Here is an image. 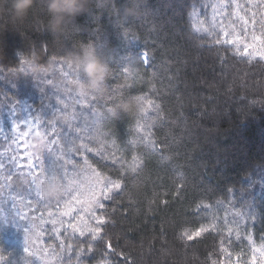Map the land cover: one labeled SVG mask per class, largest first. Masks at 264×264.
<instances>
[{
	"label": "trees",
	"instance_id": "trees-1",
	"mask_svg": "<svg viewBox=\"0 0 264 264\" xmlns=\"http://www.w3.org/2000/svg\"><path fill=\"white\" fill-rule=\"evenodd\" d=\"M130 3L131 15L125 11ZM263 15L264 0H89L88 11L54 37L45 0H35L18 25L7 5L0 8V121L6 128L0 154L19 150L7 110L25 98L18 78L28 64L48 71L91 46L115 61L96 112L144 97V112L137 107L119 118L94 117L81 107L91 100L80 99L76 108L89 118L87 125L61 118L60 148H79L67 151L75 165H89L122 190L96 212L105 221L100 239L50 234L45 248L54 245L69 260L83 255L86 264H232L237 257L238 264H253V247H264V55L243 54L232 29L246 26L264 38ZM239 38L237 44L249 42L243 33ZM69 71L50 85L38 75L46 93L32 105H61L65 97L53 85L70 86ZM111 89L120 94L107 102ZM1 161L0 196L29 193L27 166L14 170L12 160ZM2 224L0 264H30Z\"/></svg>",
	"mask_w": 264,
	"mask_h": 264
},
{
	"label": "rangeland",
	"instance_id": "rangeland-1",
	"mask_svg": "<svg viewBox=\"0 0 264 264\" xmlns=\"http://www.w3.org/2000/svg\"><path fill=\"white\" fill-rule=\"evenodd\" d=\"M224 25L228 26V24L226 23H223V26ZM228 28L231 30L230 27ZM248 30L249 29H247L246 26H244V32L242 30L236 31V29H232V32L234 33V41L236 42L237 47L240 48V51L245 55L248 54L253 56L257 55L258 53L264 52V38H260L258 41H255L252 39L254 34H250ZM241 33L244 34V37L247 36L249 38V42L246 44L255 45V48L249 49L247 54L244 52L245 44H237L240 39L239 35ZM140 58L143 61L147 60L146 54L143 52L140 53ZM31 66V64L24 66L22 68L23 70H21L22 73L19 74L21 78H18V81L20 82V86L18 89H20L21 91L19 92V94L23 95L25 98L20 96V100L17 99V101L10 102V110H7V112L11 113L12 119L10 132L11 136L13 137L12 142L17 147H19V150L13 151L11 149H8L6 152L2 151L0 154V165H2L1 160L8 163L9 159V161H13L12 166L14 170L21 165L27 166L26 178H28L29 186L27 187L26 192L29 193H24L23 196L18 197L12 190H9L8 194L6 195L8 199L0 196V219L3 221V224L1 226H3L4 228L7 227L8 233H10V235L12 236L11 238L16 245L23 246H19L21 250L24 251L25 248L28 249V251H24V258L27 261L26 263L86 264L85 262L80 261L86 258L83 255H81L78 259L69 260L68 258H65L68 256L67 254L62 252H55L56 246L54 247V245H52L53 248L49 249L47 247L45 248L42 243L45 241L46 235L49 236L50 234L52 236H56L58 239H60L62 235H64L70 236L72 238L86 237L85 239L88 238L87 240L84 239L86 243L92 241L91 236L87 235V232L89 227H96L97 218H95V220L91 218L89 205L83 201H87L90 196V184H95V188L92 189V191L99 195L102 188V183L106 178L101 177L98 173H96L94 169H92L87 164L78 167V165H75L71 160L70 154L64 149L60 148L62 146L60 145L61 134L59 131H61L62 133V130H58V127L61 126L63 122L61 118H65L66 121L70 123L79 122L80 124L84 125H87V119H89L84 111L76 108L79 107L78 105L80 104V102H74H76V97H79L80 94H78L77 91H75L74 93H69L68 89L71 86H68L69 83H66L68 85H60L64 89L65 93L61 92V88L59 85H53L55 92L65 97L62 101L58 99L59 102H61V105H57L55 104V102H52L50 105L47 104L46 106L41 102H38V105H32L33 98H43L44 96L42 95V93H46L45 90H42V88L40 87L41 84H38L40 81L46 80L48 81V85L56 84L55 81H57L60 76H64L63 74L65 72L70 74V69H68L64 64H52L47 72L41 74L42 79H44L42 80L41 78L37 77V74H34L31 71ZM30 79H32V81H29ZM8 85H10L11 87H15L12 86L11 83H9ZM45 87L46 89H48V86ZM54 99L55 97L53 98V101ZM77 112H81L82 117H77ZM73 115H75L77 119L73 120ZM36 121H39L40 125H42L43 127L32 128L31 126ZM53 123L54 127L50 126ZM5 130L6 128L3 127L0 121V139L2 137L6 138L4 134ZM53 132L55 133V135H52ZM97 134L101 135L98 127ZM40 138H43L46 146L49 145L51 141H55V144L52 146L51 151L52 149H56L57 147H59L58 150L52 151L51 156L53 158L63 156L64 161H71V164L68 165L70 176L73 171L84 169L80 177L84 178L83 191L85 194L80 197L83 203L76 204L73 201L71 206L75 209V211H73L70 216L62 215V213L68 211V208L63 200L58 204L55 199L47 200L43 197H38L35 185H32L30 183L32 180V176L29 175V154L32 160H35V158L38 156L40 157L41 168L34 170L37 173H39L49 162L48 156L44 152L45 147L43 149H39V151L38 149H34L38 142V139ZM9 150L11 153L9 152ZM112 158L113 157H106L105 160L113 161ZM5 162H3L4 165H6ZM72 165H75V169H73ZM12 172L14 171L12 170L11 173ZM8 176L9 175H7L6 178ZM97 181H100V183H97ZM42 199H44L43 203L40 202ZM64 199L70 200L71 197H67ZM101 202L103 203L104 200H102ZM92 211L96 210L92 209ZM81 217H83V221L81 220ZM5 221H7V223H5ZM53 221H56V223L53 224ZM70 224L74 225L75 228H70ZM24 229L34 230L35 232L39 233L40 239L36 240L35 236H32L31 231L26 234ZM76 229L84 231L85 236H80L79 231H77ZM26 235L31 236L32 243H29L25 239ZM62 244L63 243H61L60 245ZM251 255L253 257V264H264V247H262L261 245H255L253 247ZM90 256L91 255L88 253V259ZM67 260L69 261L67 262ZM237 260L239 261L238 257L232 261V264H238ZM99 264L107 263L103 260Z\"/></svg>",
	"mask_w": 264,
	"mask_h": 264
},
{
	"label": "clouds",
	"instance_id": "clouds-1",
	"mask_svg": "<svg viewBox=\"0 0 264 264\" xmlns=\"http://www.w3.org/2000/svg\"><path fill=\"white\" fill-rule=\"evenodd\" d=\"M35 0H0V8L7 5V10L12 19L13 25L21 24L28 16ZM47 12L49 14L48 31L55 37L62 35L66 25L73 21L81 13L88 11L89 0H45ZM127 14L135 12L132 4L125 8ZM4 31H0L2 34ZM74 70L82 75L75 87L80 95H101L105 92V82L110 71L109 58L106 52L98 50L91 46L82 47L77 52L69 53ZM0 57H3V51L0 49ZM34 74H43L47 69L37 63L31 66ZM139 100L136 96H129L117 102L111 109V115L119 118L122 114L133 111L138 107ZM43 138H40L36 148L45 147ZM62 190L58 180H49L42 188V194L45 199H55Z\"/></svg>",
	"mask_w": 264,
	"mask_h": 264
},
{
	"label": "snow or ice",
	"instance_id": "snow-or-ice-1",
	"mask_svg": "<svg viewBox=\"0 0 264 264\" xmlns=\"http://www.w3.org/2000/svg\"><path fill=\"white\" fill-rule=\"evenodd\" d=\"M253 40H259V37H252ZM255 45L254 44H245L244 45V52L247 54L249 49H254ZM258 55H264V52L259 53ZM126 59L125 57H121V60ZM109 62H115L112 60L111 56H109ZM61 64L66 65V67L68 69L71 70V74L74 77V79H72L71 86L69 87L68 91L69 93H74L76 91V83L82 79V75L74 70V66L72 64V62H66V61H61L59 62ZM65 79L67 78V76L69 75V73L65 72L64 74ZM120 94V90L119 89H111L110 93L107 96V102H112L115 97L117 95ZM139 100V104L138 107L140 108L141 112H144V108H143V104H144V97L139 96L137 97ZM77 102H79L80 99L83 100H91L92 104L91 106H87V105H81V107L84 110H88L91 111L94 117H101V118H109L111 115V109L112 108H107L106 109V113L104 115H102L99 112H96L95 110V105L97 103V95L93 94V95H79V97H76ZM72 119L75 120L77 119V117L75 115L72 116ZM50 126L54 127V123L51 124ZM32 128H36V127H43L42 125H40L39 121H36L33 123V125L31 126ZM139 131V129H138ZM52 135H55V133L53 132ZM144 139L146 140L147 138L144 137ZM55 144V141H51L49 145L45 146L44 148V152L48 154V160L49 162L47 163V165L39 172H35V169H40L41 168V163H40V157H36L35 160L31 159V156L29 154V175L32 176V180H31V184L35 185L36 189H37V196L38 197H43L42 194V188L44 187V185L46 184V182H48L49 180H58L62 186V190L61 193L55 198V200L57 201V203L59 204L60 201H64L65 205L68 208V211L62 213V215L64 216H70L73 211H75V209L71 206L72 202L74 201L76 204H81L83 202H86L89 205V210H90V214H91V218L95 220L96 218V211L101 210L104 208V204L101 202L102 200L107 201L110 200L112 198L113 193H118L119 191L122 190V185L118 182H113L110 179H105L102 183V188L101 191L99 193V195H97L94 191H92V189L95 188V184H90L89 186V192H90V196L88 198L87 201H81L80 197L83 196L85 193L83 191L84 189V178H80L81 177V173L84 171V169H80L79 171H73L71 173H69V169H68V165L71 164V161H64L63 160V156L61 157H56L53 158L51 156V148L52 146ZM68 152H78L79 148L76 147H69L67 149ZM133 163L134 164H138L139 161H137V159L135 157H133ZM21 168H23V165L20 166ZM73 169H75V165H72ZM133 171H135V168H133ZM98 175V174H97ZM97 183H100V181H97ZM67 197H71L70 200H66L64 198ZM41 203L44 202V199H42L40 201ZM92 209H95L96 211H92ZM81 220L83 221V217H81ZM5 223H7V221H5ZM53 224L56 223V221L52 222ZM105 223V221L101 218L99 220H96V227L95 228H88V232L87 235L91 236L93 241H97L98 239H100L99 233H100V226L103 225ZM70 228H75L74 225H69ZM77 231H79V235L80 236H85V232L80 230V229H76ZM25 233L27 234L28 232H32V236H35L36 240L40 239V234L35 232L34 230H30V229H24ZM199 233H197L198 235ZM25 239L29 242L32 243V238L31 236L26 235ZM188 239H192L191 236L188 237ZM109 248L111 247V245L108 246ZM24 251H28L27 248L24 249ZM46 254V253H45Z\"/></svg>",
	"mask_w": 264,
	"mask_h": 264
}]
</instances>
